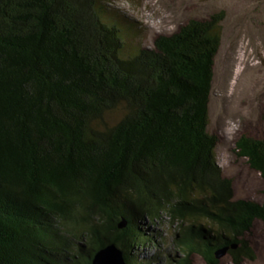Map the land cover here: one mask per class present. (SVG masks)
Segmentation results:
<instances>
[{
    "label": "trees",
    "instance_id": "1",
    "mask_svg": "<svg viewBox=\"0 0 264 264\" xmlns=\"http://www.w3.org/2000/svg\"><path fill=\"white\" fill-rule=\"evenodd\" d=\"M222 18L148 46L107 0H0V264H92L112 244L152 264L148 222L175 227L171 264L254 258L264 201L235 197L209 130ZM235 152L264 178L263 139Z\"/></svg>",
    "mask_w": 264,
    "mask_h": 264
},
{
    "label": "rangeland",
    "instance_id": "2",
    "mask_svg": "<svg viewBox=\"0 0 264 264\" xmlns=\"http://www.w3.org/2000/svg\"><path fill=\"white\" fill-rule=\"evenodd\" d=\"M113 15L125 26L133 24L135 44L152 45L158 34H168L192 17L222 13V39L214 63L209 130L218 137L217 159L233 180L236 198L264 201V178L235 152L237 138L246 134L264 140V0H107ZM156 240L139 246L152 264L178 263L185 256L169 222L145 224ZM152 231V232H151ZM154 236V234H152ZM254 258L241 264H264V223L257 219L245 235ZM155 256H159L158 259ZM172 259V258H171ZM219 264H235L228 253ZM191 264H208L198 253ZM172 262V263H173Z\"/></svg>",
    "mask_w": 264,
    "mask_h": 264
},
{
    "label": "water",
    "instance_id": "3",
    "mask_svg": "<svg viewBox=\"0 0 264 264\" xmlns=\"http://www.w3.org/2000/svg\"><path fill=\"white\" fill-rule=\"evenodd\" d=\"M121 226H122V224H121ZM78 245L83 250L86 249L85 245H83L81 243H79ZM225 252H226V249H222V250L218 251L217 257H219L221 254H223ZM92 264H126V263H125V257H124L123 251L112 244V245H109L107 247H104V248L98 250L94 254Z\"/></svg>",
    "mask_w": 264,
    "mask_h": 264
}]
</instances>
